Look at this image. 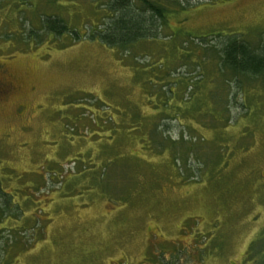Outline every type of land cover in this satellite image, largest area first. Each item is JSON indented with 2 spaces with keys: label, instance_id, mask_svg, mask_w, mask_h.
<instances>
[{
  "label": "rangeland",
  "instance_id": "374dc122",
  "mask_svg": "<svg viewBox=\"0 0 264 264\" xmlns=\"http://www.w3.org/2000/svg\"><path fill=\"white\" fill-rule=\"evenodd\" d=\"M192 5L127 55L88 0H0V264H264V81L218 67L264 0Z\"/></svg>",
  "mask_w": 264,
  "mask_h": 264
},
{
  "label": "trees",
  "instance_id": "16d2710c",
  "mask_svg": "<svg viewBox=\"0 0 264 264\" xmlns=\"http://www.w3.org/2000/svg\"><path fill=\"white\" fill-rule=\"evenodd\" d=\"M217 1L220 0H88L94 4L96 12L102 17L98 26L90 27L87 38L112 51L129 55L130 49L139 42L161 41L164 38L175 40L177 34L169 26L171 17L190 9L194 6L193 3L197 5ZM49 21L45 27L41 26L46 34L59 36L62 33H76L54 15ZM30 35L35 37L32 31ZM194 39H199L200 45H205L207 41L206 37H201L191 38V42H194ZM259 40L256 49L249 41H243L238 37L220 40L221 49L218 52L220 72L227 71L234 75L260 78L264 81V37ZM1 194L4 193L0 190V198H5Z\"/></svg>",
  "mask_w": 264,
  "mask_h": 264
},
{
  "label": "flooded vegetation",
  "instance_id": "af4514ba",
  "mask_svg": "<svg viewBox=\"0 0 264 264\" xmlns=\"http://www.w3.org/2000/svg\"><path fill=\"white\" fill-rule=\"evenodd\" d=\"M0 94H3V91H1V89H0Z\"/></svg>",
  "mask_w": 264,
  "mask_h": 264
}]
</instances>
